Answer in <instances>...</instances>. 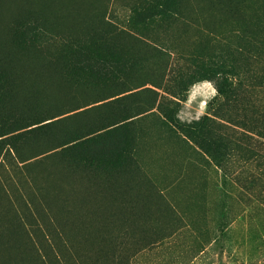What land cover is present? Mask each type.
<instances>
[{
  "label": "rangeland",
  "instance_id": "374dc122",
  "mask_svg": "<svg viewBox=\"0 0 264 264\" xmlns=\"http://www.w3.org/2000/svg\"><path fill=\"white\" fill-rule=\"evenodd\" d=\"M1 1L0 264H264V0H183L146 32L125 29L137 0H81L74 15L70 0ZM100 26L136 60L122 80L146 84L115 103L98 100L119 80L66 70L65 45ZM198 51L238 64L239 101L220 105L211 79L186 86ZM160 101L184 122H223L227 153L206 154L151 110Z\"/></svg>",
  "mask_w": 264,
  "mask_h": 264
},
{
  "label": "trees",
  "instance_id": "16d2710c",
  "mask_svg": "<svg viewBox=\"0 0 264 264\" xmlns=\"http://www.w3.org/2000/svg\"><path fill=\"white\" fill-rule=\"evenodd\" d=\"M182 1L183 0H137L131 7V15L125 29H136L141 32H146L161 24L169 23L172 19L180 16ZM107 18L109 19L107 24L113 28L115 26L116 32L122 30L111 17ZM106 21L105 19V22ZM98 31L101 33H89L82 39L75 40L73 43L65 45V53L68 59L66 67L68 71L67 75L74 79H95L103 83H115L119 80L121 87L117 88L111 95L98 100L101 101L114 97L108 102L115 103L121 101V97L133 94L136 89L140 91L146 84L126 85L122 79L136 70L137 65L135 58L127 55V52L122 51L118 46L111 43L112 38L107 36L108 33L103 31L102 26L98 27ZM240 32L241 31L235 32L236 36L240 37V35H238ZM39 36L40 35H38L36 31L30 33V39L32 41H36ZM238 46L239 44L235 45L234 49L241 55V48ZM167 56L169 57V54L165 53L166 66H168L169 63ZM191 63H194L196 66L193 67L194 71L189 72V67V71H183L180 75V77L183 78L184 74L187 72L186 74L190 79L186 86L192 84L199 78L211 79L215 82L219 94L224 97L220 105H225L232 99L236 101L240 100L241 83L244 79L242 78V70L239 69L238 64H232V61V63L227 66L228 59L226 55L224 57L223 55H212L210 52L207 53L202 51H198L196 56L193 55ZM182 85L184 86L185 84ZM186 86L185 89H187ZM156 108L175 128L191 141L196 142L209 156L217 157L222 155L223 152H225V154L227 153L229 142L226 133H222L223 130L221 127H225L223 122L220 123L216 121V119L208 116L195 122H184L173 117L172 111L166 107L164 101L158 102L151 110ZM124 112L126 113V111ZM117 113L118 112L112 115H116ZM214 115L217 119L230 121L227 116H224V113H217ZM128 119L129 117L126 116L90 134L94 137L95 134L100 135L104 132L112 133L116 129L127 124L129 122ZM50 122H53V120L47 123ZM80 140L81 137L74 139L73 141H75V143L72 145H77ZM220 166L224 168V165L220 164Z\"/></svg>",
  "mask_w": 264,
  "mask_h": 264
},
{
  "label": "bare ground",
  "instance_id": "6f19581e",
  "mask_svg": "<svg viewBox=\"0 0 264 264\" xmlns=\"http://www.w3.org/2000/svg\"><path fill=\"white\" fill-rule=\"evenodd\" d=\"M42 1H43V0H42ZM44 1H47V0H44ZM44 1H43V3H44ZM52 1H53V0H52ZM54 1H55V0H54ZM56 1H57V0H56ZM56 1H55L54 4H56ZM60 1H62V0H60ZM60 1H57V2H59V3H62V2H63V3H64V2H65V3H68V2H69L68 0H64V1H62V2H60ZM67 1H68V2H67ZM71 1H73L74 3L71 4V3H72ZM79 1H81V0H70L71 3H70V2H69V3L71 4V6H69V8L72 7V9H71V11H69V9L67 10V11L70 12V15H71V13H73V12H72V10L74 9L73 6H74L75 4H79ZM82 1H83V0H82ZM89 1H90V0H89ZM7 2H8V0H7ZM13 2H14V0H13ZM13 2H12V4H14ZM84 2H85L84 6H86V0H85ZM10 3H11V2H10ZM49 3H50V4L52 3L50 7L48 6ZM59 3H57L56 5H58ZM65 3H64V4H65ZM0 4H3L1 0H0ZM4 4H6V2H4ZM12 4H10V5H12ZM17 4H18V3H16L15 5H17ZM45 4H46V2H45ZM45 4H44V5H45ZM47 4H48V5H46V6L49 7V10H50V11H51V7H53V6L55 7V6H56V5H54L53 2H51V1H48ZM81 4H82V2H81ZM88 4H89V3H88ZM7 5H8V4H7ZM67 5H68V4H67ZM2 6H3V5H2ZM13 6H14V5H12V8H11V7H8V8H10V9L12 10V9H13ZM60 6H61V5H60ZM60 6H57V7L59 8ZM76 6H77V5H76ZM82 6H83V5H82ZM0 7H1V5H0ZM4 7H5V6H4ZM54 7L52 8L53 10H54ZM64 7H66V4H65V5L62 4V6H61L60 8L63 9ZM79 7L82 8L80 5H79ZM79 7H78V8H79ZM2 8H3V7H2ZM16 8L19 9V6L16 7ZM66 8H67V7H66ZM76 8H77V7H76ZM76 8L74 9L75 11H76ZM80 8H79V9H80ZM83 8H84V7H83ZM83 8H82V9H83ZM86 8L89 9V7H87V6H86ZM55 9H56V8H55ZM61 9H59V13L62 12L63 15H64V14L66 15V13H68V12H66V11H65L66 13H64L63 10L60 12ZM79 9H77V11H78ZM0 10H1V9H0ZM2 10H3V9H2ZM2 10H1V11H2ZM14 10H15V9H14ZM46 10H47V12H48V9H46ZM53 10H52V12H53ZM64 10H66V9L64 8ZM74 10H73V11H74ZM80 10H81V9H80ZM7 11H8V10H7V6H6V12H7ZM54 11H55V12H53V13L57 14V13H56L57 9L54 10ZM75 11H74V12H75ZM83 11H86V12H87V9H86V10H83ZM4 12H5V9H4ZM8 12H9V11H8ZM8 12H7V13H8ZM10 12H11V11H10ZM10 12H9V13H10ZM52 12H51V13H52ZM88 12H89V11H88ZM0 13H2V12H0ZM49 13H50V12H49ZM53 13H52V14H53ZM62 13H61V14H62ZM80 13H81V12H80ZM77 14H79V12H78ZM4 15H5V14H4ZM67 15L70 16L69 14H67ZM72 15H74V13H73ZM82 15H84V14L82 13ZM2 16H3V14H2ZM2 16L0 15V18H2ZM64 17H66V16H64ZM71 17H73V16H70V19H69V20H70V23L68 22L69 20L67 21V17L65 18L66 21H67V22H66L67 24H68V23H69V24H72V21H74V20L71 21ZM78 17H80V16L75 17V20H76V18L78 19ZM4 18H5V17H4ZM68 18H69V17H68ZM2 20H3V19H2ZM78 20H79V19H78ZM77 23H79V22L77 21ZM69 24H68V25H69ZM74 24H75V22H74ZM74 24H72L71 26H75ZM76 25H77V24H76ZM0 40H1V39H0ZM1 41H2V40H1ZM1 41H0V42H1ZM0 44H2V43H0ZM1 48H2V47H1ZM46 76L48 77V75H46ZM44 78H46V77H44ZM47 79H48V78H47ZM47 79H46V81H47ZM51 79H52V78H51ZM51 79H50V80H51ZM48 80H49V79H48ZM42 81H43V80H42ZM52 81L55 82V80H52ZM48 82H49V81H48ZM52 83H53V82H52ZM55 83H56V82H55ZM55 83H54V84H55ZM44 84H45V83L43 82V85H44ZM49 84H50V83H49ZM38 85L40 86L41 84H38ZM50 85H51V84H50ZM52 85H53V84H52ZM55 85H56V84H55ZM55 85H54V87H55ZM39 86H38V87H39ZM45 86H46V85H44L43 88H45ZM40 87H41V86H40ZM46 87H47V86H46ZM49 88H50V86H49ZM51 88H52V86H51ZM58 88H59V86H58ZM38 89H39V88H38ZM45 89H46V88H45ZM47 89H48V88H47ZM54 89H55V88H54ZM56 89H57V85H56ZM39 90H40V89H39ZM51 90H53V88H52ZM51 90L48 89L47 91H51ZM35 91H36V90H35ZM40 91H42V90H40ZM55 92H57V90H56ZM55 92H54V93H55ZM58 92H59V90H58ZM44 93H45V92H44ZM46 93H47V92H46ZM52 93H53V91H51V93H49V94H52ZM39 94H40V92H39ZM39 94H38V95H39ZM41 94H43V92H42ZM49 94H48V95H49ZM55 94H56V93H55ZM53 95H54V94H53ZM39 96H40V95H39ZM45 96H46V95H45ZM51 96H52V95H51Z\"/></svg>",
  "mask_w": 264,
  "mask_h": 264
}]
</instances>
